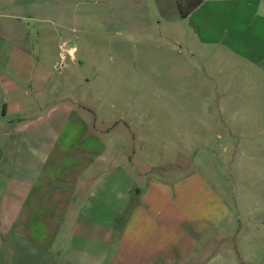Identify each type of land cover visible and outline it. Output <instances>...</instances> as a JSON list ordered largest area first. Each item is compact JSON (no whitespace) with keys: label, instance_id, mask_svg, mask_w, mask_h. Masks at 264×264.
<instances>
[{"label":"crops","instance_id":"crops-1","mask_svg":"<svg viewBox=\"0 0 264 264\" xmlns=\"http://www.w3.org/2000/svg\"><path fill=\"white\" fill-rule=\"evenodd\" d=\"M163 1L166 13L159 0L151 1L157 17L177 22L176 0ZM132 2L147 4L0 0V264H187L232 221L233 208L208 167L185 162L145 170L133 159L113 158L103 132L93 128L90 108L72 93L78 26L98 5ZM262 5L202 0L180 21L201 48L220 49L251 68L253 95L264 96ZM142 25L150 27V20ZM233 114L235 120L246 115ZM256 148L254 141L234 148L240 181L255 176ZM193 183L207 187L193 193Z\"/></svg>","mask_w":264,"mask_h":264},{"label":"rangeland","instance_id":"rangeland-1","mask_svg":"<svg viewBox=\"0 0 264 264\" xmlns=\"http://www.w3.org/2000/svg\"><path fill=\"white\" fill-rule=\"evenodd\" d=\"M146 1L138 7L132 2L91 9L88 23H81L73 36L78 84L72 93L90 108L93 128L103 132L113 158L133 159L145 170L151 164L191 162L193 169L208 167L216 176L209 177L234 217L219 239L187 264H264V96L253 95L251 68L225 51L216 53L190 40L178 8L177 22L173 17L163 21L152 0ZM162 1L159 8L166 13ZM117 18L125 24L117 26ZM145 20L150 27L142 25ZM30 27L33 33L37 30L33 23ZM244 112H252L253 118ZM233 113L240 115L237 119L246 114L245 119L235 120ZM248 141L257 146L251 152L257 161L250 182L238 179L243 172H236L234 152ZM206 187L193 183L192 192Z\"/></svg>","mask_w":264,"mask_h":264},{"label":"trees","instance_id":"trees-1","mask_svg":"<svg viewBox=\"0 0 264 264\" xmlns=\"http://www.w3.org/2000/svg\"><path fill=\"white\" fill-rule=\"evenodd\" d=\"M176 3L180 16L185 19L202 4V0H176Z\"/></svg>","mask_w":264,"mask_h":264}]
</instances>
